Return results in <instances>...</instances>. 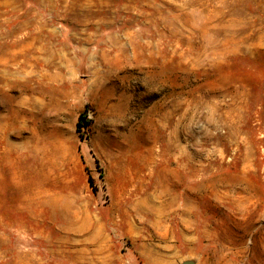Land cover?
Segmentation results:
<instances>
[{
    "label": "rangeland",
    "instance_id": "374dc122",
    "mask_svg": "<svg viewBox=\"0 0 264 264\" xmlns=\"http://www.w3.org/2000/svg\"><path fill=\"white\" fill-rule=\"evenodd\" d=\"M184 262L264 264V0H0V264Z\"/></svg>",
    "mask_w": 264,
    "mask_h": 264
},
{
    "label": "trees",
    "instance_id": "16d2710c",
    "mask_svg": "<svg viewBox=\"0 0 264 264\" xmlns=\"http://www.w3.org/2000/svg\"><path fill=\"white\" fill-rule=\"evenodd\" d=\"M86 108H87V106H85V110L79 115V120L77 123L78 126H82L85 128H87L91 123V119L87 118V116H86Z\"/></svg>",
    "mask_w": 264,
    "mask_h": 264
},
{
    "label": "water",
    "instance_id": "95a60500",
    "mask_svg": "<svg viewBox=\"0 0 264 264\" xmlns=\"http://www.w3.org/2000/svg\"><path fill=\"white\" fill-rule=\"evenodd\" d=\"M183 264H193V263H191V262H184Z\"/></svg>",
    "mask_w": 264,
    "mask_h": 264
},
{
    "label": "bare ground",
    "instance_id": "6f19581e",
    "mask_svg": "<svg viewBox=\"0 0 264 264\" xmlns=\"http://www.w3.org/2000/svg\"><path fill=\"white\" fill-rule=\"evenodd\" d=\"M141 203V202H140ZM138 229H139V227H138Z\"/></svg>",
    "mask_w": 264,
    "mask_h": 264
}]
</instances>
